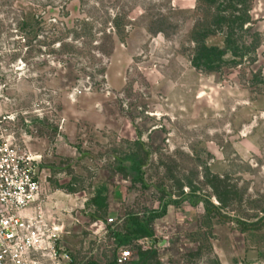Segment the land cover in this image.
Masks as SVG:
<instances>
[{"label":"rangeland","instance_id":"1","mask_svg":"<svg viewBox=\"0 0 264 264\" xmlns=\"http://www.w3.org/2000/svg\"><path fill=\"white\" fill-rule=\"evenodd\" d=\"M211 14L199 0H0V117L41 178L26 214L58 226L77 263L136 264L137 247L153 246L160 264H264V225L207 217L178 188L192 182L218 205L208 169L239 189L221 213L264 217V0L249 2L238 32L248 49L198 68L192 36ZM225 35L205 43L224 47ZM169 193L157 241L109 236ZM98 194L106 209L93 205Z\"/></svg>","mask_w":264,"mask_h":264},{"label":"trees","instance_id":"2","mask_svg":"<svg viewBox=\"0 0 264 264\" xmlns=\"http://www.w3.org/2000/svg\"><path fill=\"white\" fill-rule=\"evenodd\" d=\"M251 0H199L201 5H207L212 14L209 15L210 20L205 18V22L199 23L192 40L195 43V52L192 57V64L195 67H212L215 64L222 63L224 56L231 52L234 56L241 52L242 48H247L244 44L239 45L240 38L238 32L243 31L244 27L250 23L249 2ZM248 26H246V29ZM215 30L225 31V46L207 45L205 39ZM248 49V48H247ZM136 145L141 148L142 143L137 141ZM138 151V149H137ZM145 158H148V153L141 159H133L134 163L131 166L136 173L141 172V167L144 164ZM123 173H127L125 166L119 167ZM204 180L212 189L213 194L217 198L219 204H214L207 195L197 198L196 187L192 182L179 183L178 188L181 190V195L188 197L194 204L203 203L205 214L207 217L217 216L220 220L228 222H236L242 231L259 228L264 225V217L255 222H247L241 218L234 217L231 219L226 213H221L224 209H229L230 204L236 200L239 195V189L229 182L228 176H221L212 173L206 169L204 172ZM141 178V177H140ZM140 181H143L141 178ZM183 186L190 188V192L185 194ZM169 199L165 200L157 209H151L144 214L130 213L127 215L123 223V229H110L109 236L112 237L120 246L130 244L131 241L141 239L156 240V235L153 223L156 219L163 217L167 212V207L172 203L170 201L172 193H169ZM163 198H165L163 196ZM197 198V199H195ZM93 205L98 208L106 209L108 207L106 197L98 194L93 199ZM263 222V224H262ZM111 228V227H109ZM138 263L136 264H160L157 248L150 246L148 248L137 247Z\"/></svg>","mask_w":264,"mask_h":264},{"label":"built area","instance_id":"3","mask_svg":"<svg viewBox=\"0 0 264 264\" xmlns=\"http://www.w3.org/2000/svg\"><path fill=\"white\" fill-rule=\"evenodd\" d=\"M7 117H0V264H79L59 243L58 226L40 214H26L39 199L41 178L32 153L3 124ZM129 256V250L122 251L118 261Z\"/></svg>","mask_w":264,"mask_h":264},{"label":"crops","instance_id":"4","mask_svg":"<svg viewBox=\"0 0 264 264\" xmlns=\"http://www.w3.org/2000/svg\"><path fill=\"white\" fill-rule=\"evenodd\" d=\"M119 50H121V49H120V48L116 49V50H115V54H116ZM122 73H123V71L120 72V75H121ZM108 81H109V83L111 84V79H110V78L108 79ZM84 100H87V98H84Z\"/></svg>","mask_w":264,"mask_h":264}]
</instances>
